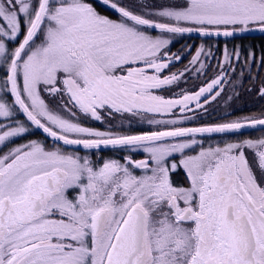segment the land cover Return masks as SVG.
Instances as JSON below:
<instances>
[{
    "label": "snow or ice",
    "instance_id": "snow-or-ice-1",
    "mask_svg": "<svg viewBox=\"0 0 264 264\" xmlns=\"http://www.w3.org/2000/svg\"><path fill=\"white\" fill-rule=\"evenodd\" d=\"M251 31L264 0H0V264H264V113L183 126L246 73L264 100L256 53L225 45L194 91L211 47L172 71L176 37ZM117 114L158 127L88 126Z\"/></svg>",
    "mask_w": 264,
    "mask_h": 264
},
{
    "label": "trees",
    "instance_id": "trees-1",
    "mask_svg": "<svg viewBox=\"0 0 264 264\" xmlns=\"http://www.w3.org/2000/svg\"><path fill=\"white\" fill-rule=\"evenodd\" d=\"M201 43H205L206 48L207 47L212 48V56L206 60V63L210 65V68L207 70L206 75L195 73V72L186 73L187 82L182 83L183 87H187L189 90L194 91L196 90L198 86H201L207 80H210L217 71L216 65L218 61L222 60V51L225 45H227L229 50H231L236 45H240L243 48H250L251 50L255 51L256 57H257V67L252 69V74L253 75L259 74L261 78H264V68L258 67L261 56H264V33L251 32L248 34H241L234 38H224V37L203 38V37H199L197 34L185 35L184 37H176L174 44L171 46V50L172 52H177L185 45L191 46L190 53L188 52L187 49H185L184 59L181 63V66L184 67L188 65V62L191 59V55L195 54L196 48ZM250 86L251 85L247 78V73H246L243 79V82L237 85L235 89L231 85H226L225 91L223 92V96L225 94H228V95L233 94L234 98L238 101L236 103V107L230 108L226 104H219L218 106L220 109L219 112L214 111L210 113L209 111V113H204L198 116L193 121H188L184 123L183 126L185 127L187 125L188 126H202L204 124L208 125L212 123L223 122L225 120L237 119L239 117L246 116V114L250 112H257V113L261 112L258 110V106L263 107V110H264V100L259 99L255 95V93L252 91L255 97V100H253V98L250 97V93L248 91V88ZM250 107H254V109L252 111H249ZM229 108H230V111H227ZM89 125L94 126L92 124H89ZM112 130L117 131L115 129H112ZM144 130H148V129H144ZM33 131L35 132V135L24 138V140H18L17 142L22 143V142H25L26 139L43 138L42 133L36 130H33ZM118 131L131 134L137 130H134V128H132L126 131L124 128H121ZM249 133H252L254 136L264 135V132H262L259 129L244 131L245 135ZM199 138L204 139L205 145H210L212 143L217 144V143L223 142L233 137H231L230 135L226 136L224 134H205L203 137H199ZM121 153L122 152L120 151L104 149L103 151L99 153V156L97 158L120 159ZM139 157H142V155L140 154Z\"/></svg>",
    "mask_w": 264,
    "mask_h": 264
},
{
    "label": "rangeland",
    "instance_id": "rangeland-1",
    "mask_svg": "<svg viewBox=\"0 0 264 264\" xmlns=\"http://www.w3.org/2000/svg\"><path fill=\"white\" fill-rule=\"evenodd\" d=\"M251 32H259V31H251ZM251 32H247V33H244V34H248V33H251ZM259 33H261V32H259ZM189 59V58H188ZM183 61V60H182ZM182 61L181 62H179V63H177L173 68H172V71H177V70H183L184 69V67L183 66H181V63H182ZM216 74V73H215ZM214 74V75H215ZM213 75V76H214ZM227 85V84H226ZM226 85H225V87H226ZM181 87H183L182 85H181ZM199 87V86H198ZM197 87V88H198ZM185 90H189L187 87H183ZM196 88V89H197ZM189 91H191V90H189ZM253 92L255 93V91L253 90ZM253 92H249L250 93V97L251 98H253V100H255V97H254V93ZM256 95V94H255ZM229 96H231L232 98L229 100L228 99V97ZM257 96V95H256ZM258 97V96H257ZM259 98V97H258ZM260 99V98H259ZM238 101L234 98V96H233V94H231V95H228V94H225L224 96H223V93L221 94V96L220 97H218L215 101H211L208 105H206L205 107L207 108V112H200V110H197V112H199L200 114L198 115V116H200V115H202V114H204V113H209V111H210V113H212V112H219L220 111V109H219V104H226V105H228L230 108L231 107H236V103H237ZM230 108L227 110V111H230ZM254 109V107H250L249 108V111H252ZM258 110L259 111H261V112H250V113H247L246 114V116H252V115H256V116H259V115H261V113H264V110H263V107H261V106H258ZM193 121V120H192ZM89 124H92V125H94V126H91V125H89ZM88 124V126L89 127H93V128H97V129H99V130H107L108 129V127H109V125H111V126H113L112 127V129H115V130H119V129H121V128H124L126 131H128V130H130V129H132V128H134V130H137V131H135V132H133V133H131V134H135V133H139L141 130H144V129H149V128H156V127H158V126H150V125H148L146 122L145 123H139L138 121H134L133 123H132V125L131 126H129V124H128V120L127 119H125V118H122L120 115H116L114 118H106V123H104V124H101L100 122H96V121H92V122H90ZM123 125V126H122ZM205 125V124H204ZM204 125H202V126H204ZM186 127H199V126H186ZM249 130H253V129H245L244 131H249ZM246 136H254L252 133H249V134H246ZM25 138H27V137H25ZM198 139H200L199 137H197ZM213 141V140H212ZM220 143H222V142H220ZM210 145H215L214 143H212V144H210ZM207 146H209V145H205V147H207ZM123 154L124 155H128L129 153H127V152H122L121 153V155H120V157H122L123 156ZM142 155V157H139V158H133V159H136V160H139V159H143L144 158V154H141Z\"/></svg>",
    "mask_w": 264,
    "mask_h": 264
},
{
    "label": "flooded vegetation",
    "instance_id": "flooded-vegetation-1",
    "mask_svg": "<svg viewBox=\"0 0 264 264\" xmlns=\"http://www.w3.org/2000/svg\"><path fill=\"white\" fill-rule=\"evenodd\" d=\"M139 155H140V154H134V155H133V158H139Z\"/></svg>",
    "mask_w": 264,
    "mask_h": 264
}]
</instances>
